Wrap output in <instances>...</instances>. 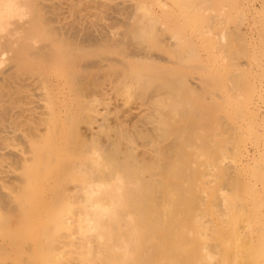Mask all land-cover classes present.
I'll use <instances>...</instances> for the list:
<instances>
[{"label": "rangeland", "instance_id": "obj_1", "mask_svg": "<svg viewBox=\"0 0 264 264\" xmlns=\"http://www.w3.org/2000/svg\"><path fill=\"white\" fill-rule=\"evenodd\" d=\"M21 3L26 16L20 25L25 27L12 37V48L0 52V216L8 217L11 228V264H42L43 259L46 264H80L71 253L76 234L58 233V249L52 252L56 257L45 258L47 254L34 249L38 227L55 224L60 216L72 223L78 215L71 191L79 192L75 187L80 178L63 165L95 159L99 154H93L91 144L108 145L100 148L103 153L114 140L117 148L121 141V149L149 160L150 139L163 138L161 134L166 150L187 140L199 155L191 160L201 170L199 216L208 249L216 255L213 264L232 255L219 247L213 235L217 228L223 237L235 233L244 243L264 245V0ZM151 68L161 71L151 72L159 75L147 94L137 76L143 78L140 70L149 75ZM169 80L174 81L171 87L183 83L178 86L186 88L182 96L187 98H179L186 107L176 109L181 103L171 98L180 95L169 92ZM179 87L177 91L183 90ZM159 116L173 123L169 130L165 126L173 130L166 138ZM119 132L131 136L133 143L120 140ZM64 145L67 151L60 154ZM73 145H80L83 155ZM65 189L72 198L58 213L62 198L55 202L53 195ZM229 199L239 214L232 224L226 213ZM37 200L42 205L31 211ZM257 264H264V257Z\"/></svg>", "mask_w": 264, "mask_h": 264}, {"label": "bare ground", "instance_id": "obj_2", "mask_svg": "<svg viewBox=\"0 0 264 264\" xmlns=\"http://www.w3.org/2000/svg\"><path fill=\"white\" fill-rule=\"evenodd\" d=\"M24 9L21 0H0V52L4 47L8 48V46L11 45L12 37L20 36L19 29L25 27L23 24H21L23 26L20 25L21 20L26 16V11ZM146 36L145 34L142 35V37ZM36 53L38 52L36 51ZM144 59L147 58L145 57ZM105 66L107 67V64ZM153 70L158 71V73L161 71L153 68L152 71H149V75H146L147 71L145 74L143 70H140L144 74V79L140 76L141 74L139 75L137 72V75L140 76L139 80V76H137V82L140 83V85L138 84L139 88L143 86V90H147V94L149 93L148 90H151L150 84L154 82L153 80H155L156 75H159L155 71L154 74H151ZM130 73L132 76H129L134 77L135 74L133 71ZM172 80L177 81L176 78ZM172 80L167 81V83L170 81L172 83ZM178 80L181 81L180 79ZM175 84L177 83L175 82ZM175 84V88L174 86L171 87L172 85L170 86V83L168 84L171 88H169V92L179 93L178 95L180 96L177 97L175 94L176 97L173 96L171 98V101L175 100L174 103H181L180 106L176 108L179 110L182 106L186 107L187 105L184 106L183 101L182 105V99H180L182 97L187 98L186 96H182L186 88L184 87V89L181 87L183 88L182 90L178 86L181 85V83L177 84V86ZM181 86H183V83ZM177 87H179L178 90L181 89L183 91L179 90L182 94L177 91ZM143 90L141 89L142 92ZM139 93L142 94L140 91ZM145 94L143 95L144 97ZM149 97L151 98V96ZM151 99H154V97ZM177 100H180V102H176ZM159 105L163 106V104ZM159 105H157V107L160 108ZM173 107L176 106L174 105ZM161 115L164 116V113H161ZM160 117L161 116H159V118ZM161 118L160 122H157L158 119L156 122L161 123L162 120L163 123L159 125V127L162 126L160 128L162 130H159L165 134L168 132L166 129L171 127L170 124L173 125V123L170 122L172 120H170L169 123L168 121L164 122L166 119L164 120ZM185 118L184 122L189 123L187 117ZM168 124L170 126H168ZM165 126H167L166 129ZM169 133L170 131L168 135L171 134ZM92 134L93 136L91 135V137H93L92 139L94 142V138L97 135H95L94 132ZM121 134L122 132H119V135ZM78 135H75L76 138ZM125 135L122 134L123 137L120 136V140H127L128 144H132L133 139H130L131 136H128V138ZM166 135L167 134H165V138L167 137ZM161 136L163 138L160 136L159 138L163 140L164 135L161 134ZM159 138L150 139L153 152L149 160L139 159L138 156H135L133 152H131L132 150L125 151L121 149L120 145L123 143L121 141H118L120 143V148H117L118 143L114 140L113 144L109 142V147L111 144L109 150L103 153L99 151L100 148L102 149L101 151H103L108 145L103 148L102 146L99 147L95 145V147L91 144V146H93L92 148H94V151L92 150V152H94L93 154H99L95 159L93 157V159L89 158L86 162L81 161L82 163L80 165V161L77 165H63L62 168H66V172L79 176L80 184L77 185L79 188L77 186L75 187V190H79V192L71 191L73 192L71 196L74 195L72 196L73 198L77 195L81 197L73 199L70 195L65 194V189L56 197L53 195L52 201H55L54 198H56V200L60 197L62 198L60 199L62 207H58V210L56 209L59 213V210L63 211L62 208L65 206L64 204H66L71 197L72 202L76 201L73 202L72 205L74 206L75 203L78 204V206L75 207L77 208L76 211H78V215L76 213L77 216H75V219H72V223H67V219H65V222L64 217L60 220V217H62L60 216L56 219V222L54 221L55 224H49L51 227L54 225L53 229H51L48 224L38 227L35 233L37 244L34 249H37L38 252L40 251V255L47 254L48 256L46 255L45 258H53L55 255L54 253L57 251L56 249H58V233H60V231H65V236L75 234L78 236L70 245L75 248L71 253L78 256L80 264H213L216 255L208 249V236L203 233V225L200 221L201 216H199V212L202 211V201L200 198L201 170H199L198 167H193L192 162L195 160H191V158L195 159L199 155H195L194 148L190 149V146L186 142L187 140H182V142L180 140L176 144L177 148L175 147L176 145L173 146L175 147V149L173 148L174 150H166V148H163V145H161L163 141L161 142ZM180 139L185 138L183 137ZM85 142L87 143V141ZM80 145L78 146L80 147ZM78 146H74L73 149H76ZM69 147L71 148V143ZM66 148L65 145L61 146L59 150L60 154H63ZM198 149L202 152L204 148L199 146ZM48 150L47 152L51 154L52 150ZM123 150L125 152H121ZM96 151L97 153H95ZM78 152L80 153V149ZM81 153L83 155L82 150ZM49 156V154L46 156L47 159ZM66 172L62 171V174H69H66ZM62 174H60V177H65L64 175L62 176ZM59 181H61V179ZM64 191L65 193H63ZM66 195L68 199H66ZM22 196V193H18V197L22 198ZM64 201L66 203H64ZM34 204V207L30 208L31 211L39 210V207L42 205L39 200ZM226 213L230 221L229 223H235L239 214L236 211L234 200L229 199L227 201ZM26 219L31 220V217H26ZM57 221H59V225H56ZM8 224V217L0 216V257L2 256L4 258L1 260V264H11V228L9 229L10 225L8 227ZM56 226L59 227L57 228ZM55 227L59 231L55 229ZM55 231L57 236L55 234L54 237L53 234ZM213 235L218 240L220 244L219 247L222 246L224 249L230 250L232 254L220 257L219 262L221 264H257L260 258L264 257V245L262 243H259L258 246L244 243L235 233H229L226 237H223L219 228L215 230ZM32 247L33 246H31V248ZM43 260L41 263L46 264L45 259ZM59 261L62 263V260Z\"/></svg>", "mask_w": 264, "mask_h": 264}]
</instances>
